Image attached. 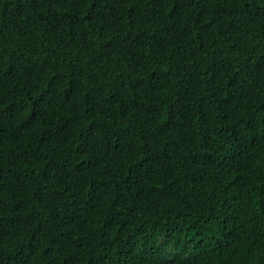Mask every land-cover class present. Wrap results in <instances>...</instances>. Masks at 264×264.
<instances>
[{
	"label": "trees",
	"instance_id": "1",
	"mask_svg": "<svg viewBox=\"0 0 264 264\" xmlns=\"http://www.w3.org/2000/svg\"><path fill=\"white\" fill-rule=\"evenodd\" d=\"M0 264H264V0H0Z\"/></svg>",
	"mask_w": 264,
	"mask_h": 264
}]
</instances>
